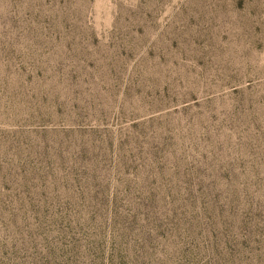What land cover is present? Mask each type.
I'll return each instance as SVG.
<instances>
[{
  "label": "rangeland",
  "instance_id": "rangeland-1",
  "mask_svg": "<svg viewBox=\"0 0 264 264\" xmlns=\"http://www.w3.org/2000/svg\"><path fill=\"white\" fill-rule=\"evenodd\" d=\"M0 264H264V0H0Z\"/></svg>",
  "mask_w": 264,
  "mask_h": 264
}]
</instances>
